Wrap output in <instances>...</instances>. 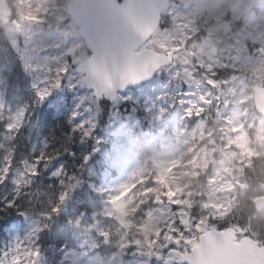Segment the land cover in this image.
I'll return each mask as SVG.
<instances>
[{
    "label": "snow or ice",
    "instance_id": "snow-or-ice-1",
    "mask_svg": "<svg viewBox=\"0 0 264 264\" xmlns=\"http://www.w3.org/2000/svg\"><path fill=\"white\" fill-rule=\"evenodd\" d=\"M25 10L21 15L23 23L38 24L46 26L45 35L39 39L26 35L21 48V40L16 34L22 26L17 25L16 29H8L5 43L7 45L5 53L9 49L14 50L23 69L37 74L35 82L31 84L34 90L36 102L40 103L52 92L53 89L65 86L74 89L77 85H89L94 89L96 97L106 96L111 100L124 99L127 96H117V89L125 85L148 77L152 72L161 66L169 63L174 54H178L187 61L189 53L193 59H197L199 68L207 73L204 83L209 86V92L199 96L198 104H190L184 109V116L194 122L196 128L191 132V143L184 152L173 157L171 160L160 162L159 172L154 178L144 182V191L148 194V201L142 202L134 209L135 215H140L144 221L137 227L144 232V238H128L125 230L119 238L118 247H135L145 249L147 255L160 256V249L168 245H176L170 253V261L186 262V264H264V240L254 237L247 227L241 222L233 223L232 220V199H224L219 203L203 199L200 202L201 211L197 212L196 206L191 200L186 198L182 189H173L167 186L163 192V198L169 199L172 211L169 213V221L166 227H158L153 223V216L156 211L151 206L154 199L157 205L161 204L160 196H152L153 185L164 180L167 173L181 170V175H189L199 179L202 173H206L209 168H215L213 174L207 177L208 183L214 185L223 179L225 172L232 173L235 169L240 177L253 168L257 157L264 158V151H258L251 146L241 144L244 136L251 138L253 134L264 133V112H260L261 124L256 123V114L250 112L247 105L241 114L232 113L225 115L219 106L215 108L216 125L211 129L206 128V108H211L213 100L212 90L219 89L221 94L226 96L233 92L228 88L229 82H239L235 72V64H240L243 68L245 57L253 58L256 55L264 58V39L254 42L243 35L241 21H230L225 15L223 20L227 22L228 28L227 43L222 51H228L233 65H223L225 69H232L226 75L217 78L215 73V63L212 54L216 51L211 47L209 40L210 33L207 28L201 30L199 24L195 28L191 27V18L195 14L190 6L170 3L167 6L158 5L156 0H52L49 4H36L33 6L31 0H26L23 5ZM172 11L168 12L167 9ZM163 9V13L161 12ZM179 28L187 32H195L194 36H184L170 45L169 40L174 38V32ZM193 41H202L199 44L201 49L211 48L208 53V61L197 57L191 51L190 44ZM43 53V54H42ZM16 60L11 59L5 64H0V88L6 89L8 79L15 73ZM43 72V79L39 74ZM7 73V76L5 75ZM180 77V73L175 74ZM184 79L191 81L193 73L185 71ZM14 83L23 84L19 79ZM199 87L200 81H196ZM227 89V91H225ZM219 100L220 97H215ZM184 101H181L183 104ZM225 107L228 105L227 99L224 101ZM4 105L0 103V110ZM91 111V109H89ZM106 106L104 112H106ZM164 109H161L163 112ZM26 108L18 109L14 118L6 125L7 130L19 129L23 125ZM73 117L78 113L73 111ZM239 115L245 119L241 120ZM97 123L93 120H80L75 123L73 131L81 133L80 139L92 136L93 129ZM222 133V134H221ZM220 137L222 143H217L216 138ZM199 139V143H196ZM47 147V145H45ZM67 151L68 149H64ZM255 153V155H253ZM54 155H60L56 151ZM4 166L0 173V182L9 179L11 159ZM53 154L41 151L39 155L33 157V161L27 165L26 171L31 176L39 175L41 161H51ZM87 153L83 155V160L87 161ZM235 161H244L237 165ZM44 167H48L45 163ZM142 172L141 168L135 169L131 177H138ZM55 177L65 175L64 165L56 168L52 173ZM75 176H70L69 180H75ZM19 183V181H15ZM25 184H30L31 180H25ZM63 186L65 181L59 180ZM75 184L68 183L66 189L61 190L56 195L55 202L51 206L40 212L44 219L51 218L54 213H59L61 207L67 201L68 189H74ZM92 191L103 193L105 189H97L94 185L89 186ZM136 187L132 182H124L115 189V194L108 197L111 206L117 205L122 198L127 199L131 192H135ZM222 189L233 191L238 184H221ZM180 193V199H175ZM188 193L187 196H191ZM204 193L201 196L204 197ZM80 211L75 218L68 221L73 227H79L88 215L87 208L90 206L88 197L84 196ZM17 206L13 198L6 200V208L11 209ZM176 209H182L177 214ZM25 214V213H22ZM103 215L109 222L115 221L121 228L127 229L131 221L128 213L122 218L114 214V208L109 207L101 212H92L88 227L96 230L99 239L108 242L111 233L104 229H97L96 217ZM47 223H36L31 231L24 237L29 241L27 246L22 245L20 238L9 242L6 248L0 251V264H39V233L47 228ZM154 230V231H153ZM149 232L152 235L149 236ZM194 241L202 245V251H190ZM183 245V248L179 247Z\"/></svg>",
    "mask_w": 264,
    "mask_h": 264
},
{
    "label": "rangeland",
    "instance_id": "rangeland-1",
    "mask_svg": "<svg viewBox=\"0 0 264 264\" xmlns=\"http://www.w3.org/2000/svg\"><path fill=\"white\" fill-rule=\"evenodd\" d=\"M237 0H174L173 3L183 4L185 6H190V9L195 13L191 18V27L195 28L196 23V15L198 16L203 11H206V18L209 17H217L223 15V12L220 10L221 5H229L233 4ZM245 2L246 0H241ZM259 7L264 6V0L258 1ZM19 10L16 11L19 13L21 8L18 7ZM172 9L170 8L171 12ZM15 12V11H14ZM7 7L4 0H0V29L3 30L1 32L0 38L5 40L6 33L8 29H16L18 24L22 26L17 30V35L21 40V48H23V41L26 35L33 36L34 38H41L45 35V31L42 28H39L38 24H28L23 23L21 20V13L16 16L15 19L12 18V15L16 14ZM240 15L239 9L234 12L233 19L236 20ZM262 18L263 21L260 19ZM209 26V25H208ZM245 29L242 30L243 35L247 38L253 40L254 42L260 41L264 39V12L260 14H253L249 17ZM230 25L227 22H224L221 26L211 25L208 28L210 33L209 40L211 41V47L215 48L216 51L212 54L213 61H217L215 63L216 68H224L223 65H233L234 61L230 59L228 51H222L225 48V44L227 43L228 34L221 35L220 30H224V32H228V28ZM39 28V29H38ZM195 34L194 32H187L182 28H179L174 32V38L169 40V44L173 45L177 40L183 38L184 36H192ZM201 41L197 42L192 47V52H195L197 57L200 59L208 61V53L211 51V48L205 47L201 49L199 44ZM7 46L2 47L0 42V59L3 58V62L6 65L9 60L18 59V55L14 50L9 49L8 53H5V49ZM43 54V53H42ZM179 60H183L180 57ZM196 63H198L196 59ZM184 68H173L168 70L166 73L168 74V80H162L161 77L157 80L142 86L136 91H129L120 97L127 96L129 99H134L136 101L143 99L144 104L146 105V110L150 114V122L153 125L154 132L151 130V149L153 152V161L157 172H159L158 165L160 162L171 160L173 157L179 155L184 149H186L187 145L191 141V132L196 125L192 120L186 118L184 116V109L189 107L190 104H198L199 96L203 93L202 91V76H199V73H194L187 66V63L184 62ZM235 67L240 69L242 72L238 76L243 83L239 82H229L228 88H232L233 92L228 93L226 96L221 94V90L216 89L217 97H220L219 100L215 99V97H210L213 100V104L211 108L213 112H211V118L214 123H216V113L215 108L219 106L222 111L225 113H236L241 114L244 111L245 105H247L248 101L251 99V91L249 92V87L251 86L247 82V74L251 75L254 80H258L261 76V80H264V58L256 55L253 58L245 57L243 60V68L241 69L240 64H235ZM185 71H189L193 73V79L191 81L184 79ZM176 73H180V77H176ZM216 73V72H215ZM19 71L15 70V73H12L9 80L8 90L10 92L14 91L17 87L18 83H14V81L18 80ZM37 74L34 73V77L36 78ZM44 73L41 72L39 74L40 79H43ZM196 81H200L199 87H197ZM65 86L58 91V95L54 100H64L66 93H71V114L73 111L77 112L78 115L73 117L71 116L69 120L73 125L78 123L80 120H93L97 121L100 108L96 102L95 97L92 92L89 90H85L82 85H77L74 89H69ZM227 91V89H225ZM227 99L228 105L225 107L224 101ZM124 100V99H122ZM46 101L48 104L49 95L44 99L43 102ZM181 101H184L181 104ZM0 103H2L0 101ZM3 104V103H2ZM4 105V104H3ZM206 111L209 108L205 105ZM91 109V111H89ZM161 109H164L161 112ZM18 109L12 107L11 105H4V108L0 110V124H2L1 131V159H0V173L3 172L4 166L9 162L6 157L11 159V167L9 173V179L6 182H0V203H3L6 206V200L8 198H13L15 200L20 201H30L34 197V191L36 189L38 180L35 176H31L27 173L26 168L27 165L31 163L30 155L34 153L39 148H42L45 143V136L42 132V127H40L37 123L27 124L25 128L13 129L11 131L7 130V123L14 118ZM229 114V115H230ZM207 117V113H205ZM242 116V115H239ZM121 121V117L117 114V111H113L111 115L110 122L107 126V132H114ZM192 121V124H191ZM207 122V119H206ZM135 123V122H134ZM138 123V122H137ZM261 124V120H259L257 125ZM126 122L121 125L125 126ZM208 127L206 123V128ZM256 142L260 145L261 149L264 150V133L260 135H255ZM241 144L246 147L250 144V139L248 136H244L241 139ZM82 155V153H80ZM241 162V161H237ZM114 164L117 167L118 175L111 179V181L107 184V189L110 195L115 194V189L124 182H128L131 171L133 170V164L128 161L124 156H116L114 159ZM216 168L220 167L219 164L215 165ZM263 174V171H260ZM171 173H167L164 176V180L159 182L160 192L158 196L161 197V204L155 205L156 209L153 216V223H155L158 227H166V223L169 221V213L172 211V207H170L169 199L163 198V192L165 187L171 186L173 189H176L177 186L173 183V180L168 178L167 175ZM25 180H31L30 184H25ZM15 181H19V183H15ZM221 184L227 185L229 182L227 180H223L221 183H217L214 185H210L209 188L205 191L206 199L210 201H214L219 203L221 200L225 198L222 195H219L218 192L222 188ZM257 189V187H255ZM254 191L251 190V192ZM254 197V196H253ZM180 193L176 194L175 199H180ZM187 199L191 200L190 197L186 196ZM126 200L124 198L121 201L117 202L119 206H111L117 215H120L122 218L124 217V209L126 207ZM182 209H176L177 214L181 212ZM97 228L99 227L100 220H97ZM111 225L115 228L122 230L123 228L120 225L116 224L115 221L111 222ZM247 227V226H246ZM32 223L26 222L24 227H17L14 233V237L12 240H15L17 237L20 238V241H26L24 237L31 231ZM76 229L82 231L84 234H89L91 228L84 227L82 224ZM154 231V230H153ZM251 231V228H250ZM252 232V231H251ZM149 232V236H150ZM253 234V233H252ZM254 235V234H253ZM96 238L97 235L95 234ZM255 237V235H254ZM131 238H137L135 233L131 234ZM111 239L108 242L104 240H99V243L110 245ZM197 244L194 241L193 246H190L192 249ZM82 248L78 250H73L68 252L66 255V260L63 264H149L150 255H144V249H137L134 246L128 249L127 247L124 249L117 248V251L101 255L95 252L97 244L92 242H83L81 244ZM178 246L176 245H168L161 248L160 256H157L154 264H179V261L168 259L170 253L174 248ZM179 247L183 248V245ZM93 252V253H91ZM39 264H45L43 261V255L40 254Z\"/></svg>",
    "mask_w": 264,
    "mask_h": 264
},
{
    "label": "trees",
    "instance_id": "trees-1",
    "mask_svg": "<svg viewBox=\"0 0 264 264\" xmlns=\"http://www.w3.org/2000/svg\"><path fill=\"white\" fill-rule=\"evenodd\" d=\"M62 129L64 131L62 135L66 136L67 140L64 142L57 141L56 143H53L52 151H54L53 153H55L56 151L63 152V154L68 156V151L70 149H73L72 147L76 145L77 140L76 142L73 140V134H70L68 128L66 130H64V128ZM127 147L130 150V157L137 160L140 163L142 169L140 176L134 178L132 177L131 179V182L134 184V186L139 185V187H136L135 192H131L130 190V196L132 197L130 204L131 206L130 212L133 213L134 215V209L142 202H147L149 199L148 194H146L144 191V187H145L144 182L149 180L150 178H153V175H152L151 162L148 157L149 149H148L147 139L145 138V136L139 135L135 133V131H133L132 139H128L127 146L120 145L119 148L122 149V151H125ZM65 148L68 150L65 151L64 150ZM87 149L88 151L93 150L92 142L87 143ZM95 157L98 160H100L103 166L109 168L110 159L104 155L102 150H99L95 154ZM72 164L74 163L72 162L69 164L71 168L73 167ZM105 171L106 170L101 169L97 171V173L94 175H88V178L92 180L96 185H98V181L100 179L97 178L96 176L104 175L106 173ZM86 173H87V167L83 166L80 169V171L77 173L78 176H76V178L82 177L86 175ZM59 180H61V178L59 177L58 178L54 177L46 180V185H44L45 189L34 207V210L39 213V216L41 211L48 209L51 206V204L55 202L56 195L58 194V192L66 189L68 183H72L64 180L65 185L62 186L59 183ZM68 192H69L68 199L61 207V211L59 213H54L49 221L48 232H50L53 238H55V241L52 242V249L54 250L53 252L57 255V258L59 257L60 254L59 252L60 247L65 245V242L63 243L62 240H59L61 230L64 228L65 225L68 224L69 220L75 218V216L78 215L80 211L84 210L82 207L83 203L80 202L81 195L76 191V188L68 189ZM152 196L155 197V194L152 193ZM238 199H239L238 212L240 213L243 208H246L247 210L249 209L250 211V207L248 205V199H246L245 196H240L239 192H238ZM88 202L90 204V206L87 208L88 215H89V211L101 210L103 208L102 201L88 200ZM39 218L41 223H45L48 220V218L44 219L41 216ZM48 232H45L43 241L44 238H46Z\"/></svg>",
    "mask_w": 264,
    "mask_h": 264
},
{
    "label": "water",
    "instance_id": "water-1",
    "mask_svg": "<svg viewBox=\"0 0 264 264\" xmlns=\"http://www.w3.org/2000/svg\"><path fill=\"white\" fill-rule=\"evenodd\" d=\"M164 2H165L164 0H156V3L158 5H164ZM162 10L163 9H161V12H162ZM129 84H132V83H129ZM126 86L127 85H125L123 88H120V89H124ZM109 99H111V98L109 97ZM254 100H255V104H256L257 109L260 112H264V88H260L258 86L255 87V99ZM255 204H256V207L258 210L263 209L264 208V198L257 199L255 201ZM195 251L201 252L202 251V245H200V247L197 248Z\"/></svg>",
    "mask_w": 264,
    "mask_h": 264
},
{
    "label": "bare ground",
    "instance_id": "bare-ground-1",
    "mask_svg": "<svg viewBox=\"0 0 264 264\" xmlns=\"http://www.w3.org/2000/svg\"><path fill=\"white\" fill-rule=\"evenodd\" d=\"M7 76V75H6ZM10 79V78H9Z\"/></svg>",
    "mask_w": 264,
    "mask_h": 264
}]
</instances>
